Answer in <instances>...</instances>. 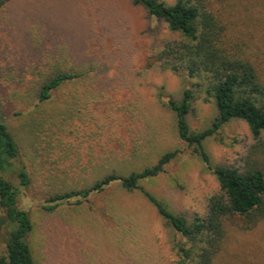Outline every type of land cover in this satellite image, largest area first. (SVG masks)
<instances>
[{
    "label": "rangeland",
    "instance_id": "obj_1",
    "mask_svg": "<svg viewBox=\"0 0 264 264\" xmlns=\"http://www.w3.org/2000/svg\"><path fill=\"white\" fill-rule=\"evenodd\" d=\"M175 3L176 0H159ZM224 26L226 49L249 59L264 81V0H205ZM135 0H10L0 9V119L9 127L31 176L19 202L33 221L35 264H179L174 228L140 190L114 183L87 198L54 205L48 199L85 190L116 173L128 175L178 150L159 175L140 185L172 211L204 216L220 190L203 159L179 138L169 98L197 89L188 115L201 131L217 115L205 86L160 60L181 40ZM61 72L79 76L51 99L42 85ZM257 140L233 119L204 141L214 166L243 168ZM214 264H264V218L251 229L240 219ZM5 231L0 229V252Z\"/></svg>",
    "mask_w": 264,
    "mask_h": 264
},
{
    "label": "trees",
    "instance_id": "obj_2",
    "mask_svg": "<svg viewBox=\"0 0 264 264\" xmlns=\"http://www.w3.org/2000/svg\"><path fill=\"white\" fill-rule=\"evenodd\" d=\"M10 0H0V9ZM148 12L164 20L172 32L182 38L167 43L160 60L174 70L184 68L191 78H199L196 85L205 86V100L213 99L217 115L211 125L201 131L190 128L188 115L192 110L197 89L187 88L180 99L169 98L168 108L175 114L179 138L203 159L214 173L220 190L210 197L204 216L191 220L172 211L161 199L140 185L142 179L159 175L175 159L178 150L167 151L159 160L141 170L121 176L111 173L85 190L68 191L48 199L54 205L44 209L53 211L57 205L72 198H87L114 183L127 191L140 190L157 209L165 222L175 229L182 240L176 242L179 264H214L228 233V224L240 219L242 229H251L264 218V81L249 59L229 52L224 46V26L207 9L205 0H135ZM79 75L61 72L45 82L38 99L45 102L62 84ZM233 119L244 120L257 143L253 146L243 168L214 166L204 148V141ZM31 183L27 165L8 125L0 119V229L5 231L0 264H35L29 235L33 221L21 207L22 189Z\"/></svg>",
    "mask_w": 264,
    "mask_h": 264
}]
</instances>
